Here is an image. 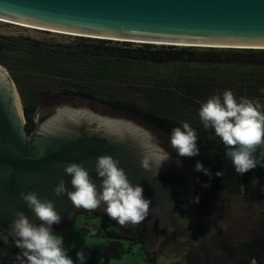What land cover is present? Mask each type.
<instances>
[{"label":"water","instance_id":"1","mask_svg":"<svg viewBox=\"0 0 264 264\" xmlns=\"http://www.w3.org/2000/svg\"><path fill=\"white\" fill-rule=\"evenodd\" d=\"M0 18L46 28L41 30L44 32L55 33L51 29L70 33L62 35L116 42L264 49V0H0ZM54 107L53 115L28 138L23 131L19 94L0 68V230L10 234L16 212H22L33 224L41 223L18 198V193L28 191L54 203L61 219L52 228L68 223L74 207L66 195L52 193L60 179L66 190H72L63 167L82 164L99 190L94 163L97 156L107 154L119 161L130 183L142 186L143 196L150 200L149 210L161 215L160 220L167 221L183 239L192 240L204 264L227 251L225 243L238 239L227 231L226 215L212 211L206 217L194 209L192 191L182 192L173 182L165 166L167 160L156 174L141 168L142 156L160 152L143 130L77 107ZM178 218L186 220V225L178 223ZM200 221L204 228L196 227ZM157 228H161L159 221L152 224L151 231ZM150 235L149 228L147 242Z\"/></svg>","mask_w":264,"mask_h":264},{"label":"trees","instance_id":"2","mask_svg":"<svg viewBox=\"0 0 264 264\" xmlns=\"http://www.w3.org/2000/svg\"><path fill=\"white\" fill-rule=\"evenodd\" d=\"M70 37L63 36L72 39L65 44L0 38L2 65L18 87L29 131L37 106L50 96L76 97L106 106L168 137L180 122H187L196 130L199 154L186 157V163L194 169L199 161L208 169L204 176L213 191L244 196L251 204L259 195L264 196L260 169L237 174L225 156L226 146L210 128H203L198 117L199 104L226 89L237 99L257 102L264 112V49L176 47ZM261 213L248 239L232 244L222 264H264V209ZM78 214L84 215L83 233L105 239L100 249L105 261L124 255L122 241L130 246L139 244L149 258L147 222L127 227L95 210ZM20 251L13 237L0 230V264H21L17 260ZM184 259V264H202L198 253Z\"/></svg>","mask_w":264,"mask_h":264},{"label":"clouds","instance_id":"3","mask_svg":"<svg viewBox=\"0 0 264 264\" xmlns=\"http://www.w3.org/2000/svg\"><path fill=\"white\" fill-rule=\"evenodd\" d=\"M260 107L253 100L235 98L228 89L218 95L213 94L199 104L198 117L203 128H210L226 146L225 156L237 174L259 165L253 153L255 146L264 143V114ZM196 141V130L183 121L169 135V143L177 157L197 156L199 148ZM168 157L169 153L164 151L148 153L142 156L140 166L146 171L155 170L156 174ZM193 170L208 175V169L199 161L195 162ZM94 171L100 181L99 190L82 164L68 163L63 167V172L70 177L72 190H66L64 180L60 179L52 187L53 195H66L74 208L96 210L103 205L104 213L120 225L137 224L145 220L149 214L150 200L143 196L141 185L128 181L118 160L107 154L99 155L95 159ZM215 174L221 175L218 171ZM18 198L41 223L33 224L22 212L14 214L10 234L14 246L21 250L17 260L21 264H74L63 245V237L51 227L61 219L54 203L38 197L34 191L20 192ZM191 202L198 203L199 197H193ZM178 223L186 225L187 221L178 218ZM168 228L172 230L170 226ZM75 255L79 264H85L83 251L78 250Z\"/></svg>","mask_w":264,"mask_h":264},{"label":"rangeland","instance_id":"4","mask_svg":"<svg viewBox=\"0 0 264 264\" xmlns=\"http://www.w3.org/2000/svg\"><path fill=\"white\" fill-rule=\"evenodd\" d=\"M63 36L67 37V35L41 33L40 30H32L0 22V38H30L38 41L41 40L44 42L62 44L72 41V39L63 38ZM73 37L74 36H71L70 38ZM3 61V54L0 53V68L2 67L4 69L7 77L14 83L9 72L2 65ZM15 88L18 92L16 84ZM19 97L21 98V96ZM64 104L69 108L77 107L79 109L87 110L89 113L99 118L119 120L137 127L150 136L152 145L160 151L169 153V156L179 160L181 163L186 162V157H177L175 150L169 143V137L166 134L160 133L158 130L136 118L114 111L106 106L85 100L78 101L73 97L50 96L48 99H45L40 103L38 109L40 110L42 108H50ZM261 113L264 114V112ZM253 156L259 161V165L254 169H260L264 174V143L255 146ZM195 175V191L198 193L200 199L205 200V206L202 209L203 214L207 217L213 211L214 213H222L226 215L228 218L227 231L233 238L237 239L238 237L235 241L225 243L224 248L228 251L229 247L237 241L247 240L255 228V221L261 216V211L264 209V196L259 195L257 200L253 201L251 204L248 203L244 196H235L213 191L211 184L203 173L196 171ZM196 210L201 212L198 208H196ZM83 218V214H74L70 221L62 227L52 228L56 234L63 237V245L68 250L67 254L72 258L74 264H79L75 255L78 250L84 252L86 256L85 264H184V257L192 256L194 254L190 246L183 247L177 240L169 241L165 237L159 236L158 238L151 239V255H149V258L146 257V254L139 244H133L130 246L128 241H122L123 247L126 250L124 255L119 259L105 261L100 255V249L105 239L101 236H90L83 233ZM87 221H94L92 223L97 224L96 220ZM236 222L239 223V226L237 229H234ZM224 257L227 259V256ZM224 257L223 253L220 252V254L214 255V258L210 259L209 264H222L226 261Z\"/></svg>","mask_w":264,"mask_h":264},{"label":"flooded vegetation","instance_id":"5","mask_svg":"<svg viewBox=\"0 0 264 264\" xmlns=\"http://www.w3.org/2000/svg\"><path fill=\"white\" fill-rule=\"evenodd\" d=\"M2 91H3V94L6 95V90L2 89ZM18 93H19V90H18ZM3 94H1L2 97H4ZM19 96H20V93H19ZM75 99L78 100V101L79 100H83V99L76 98V97H75ZM21 102H22V100H21ZM38 106H37L34 114L32 115L33 128L29 131L28 128H27V124H26L25 110H24V105H23V102H22L23 131L28 136V138H31L36 133V131L40 128L39 127L40 125H42V124L44 125V123L47 121V119L50 118L51 115H53V112H54V110L56 108V107H50V108H44V109L42 108V109L39 110ZM77 110H80V109H77ZM81 110H83V109H81ZM175 161H177L178 163H175ZM165 166H166V168L168 170V173L170 174L173 182L176 185L180 186V190L182 192L187 193V192H189V190H191L194 197H196V196L199 197L198 193L195 191V177H196L195 171L186 162L185 163H181L177 159L174 160L173 158H171V159L169 158L165 162ZM204 206H205V200L200 199V198H199V202L198 203H194V209L195 210H196V208L200 209V211H201L200 214H203L202 209H203ZM84 211L90 212L92 210H87V209H83V208H73V213L72 214H78V213H82ZM95 211H98L101 214H105L104 211H103V205H101ZM159 217H161V215L158 216V214H155L154 211L149 210L148 216L145 218V220H143V221L147 222L148 227L150 228V234H151L149 241L146 242L147 245L151 244L150 242H151L152 238H158L159 236H163V237H165V238H167L169 240H173L174 238H176V240L180 244H182V245L187 244V246L189 245L192 248V252L198 253L196 250L193 249V248H195V244L193 242H191L192 240H189V237H186L185 239H183L184 238L183 235H180L176 229L174 230V228H172L167 223V221L165 222L164 219L160 220ZM158 221L160 222V227L161 228H159V229L157 228V230L152 229V230H155V231H151L152 224L153 223H157ZM134 225H136V224H131L130 227H133ZM203 225H204V222L200 221L198 224H196V227L204 228ZM168 226H170L172 230H169ZM238 226H239V223L236 222V226L234 227V229H237ZM192 228H194V227H192ZM232 228H233V226H232ZM178 237H180L182 239H179ZM213 238H214V236H213ZM227 253H228V251H225L223 253V254H225L224 256H226Z\"/></svg>","mask_w":264,"mask_h":264},{"label":"bare ground","instance_id":"6","mask_svg":"<svg viewBox=\"0 0 264 264\" xmlns=\"http://www.w3.org/2000/svg\"><path fill=\"white\" fill-rule=\"evenodd\" d=\"M0 21L1 22H4V23L14 24L15 26H20L22 28L32 29V30H40L41 31V30L46 29V28H43V27H38V26H33V25H28V24H23V23H18V22H14V21L2 19V18H0ZM47 30H49V29H47ZM50 31L55 32L57 34H70V33L63 32V31H58V30H51L50 29ZM71 35H74V33H71ZM90 37H92V38H103V37H95V36H90ZM106 39H112V38H106ZM96 40H101V39H96ZM128 41H130V40H128ZM152 44H156V43H152ZM176 46H192V45H180V44H176Z\"/></svg>","mask_w":264,"mask_h":264}]
</instances>
